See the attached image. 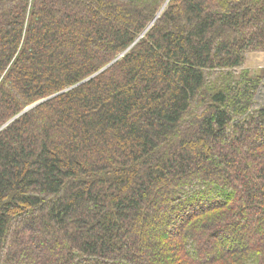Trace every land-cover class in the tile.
<instances>
[{"label": "trees", "instance_id": "1", "mask_svg": "<svg viewBox=\"0 0 264 264\" xmlns=\"http://www.w3.org/2000/svg\"><path fill=\"white\" fill-rule=\"evenodd\" d=\"M258 50L264 0H0V264H264Z\"/></svg>", "mask_w": 264, "mask_h": 264}, {"label": "rangeland", "instance_id": "2", "mask_svg": "<svg viewBox=\"0 0 264 264\" xmlns=\"http://www.w3.org/2000/svg\"><path fill=\"white\" fill-rule=\"evenodd\" d=\"M243 68L250 70L253 74H264V51L258 50L248 52Z\"/></svg>", "mask_w": 264, "mask_h": 264}, {"label": "water", "instance_id": "3", "mask_svg": "<svg viewBox=\"0 0 264 264\" xmlns=\"http://www.w3.org/2000/svg\"><path fill=\"white\" fill-rule=\"evenodd\" d=\"M40 102H42V101H40ZM40 102H37V103L32 104L31 106L27 107V108L22 112V114L25 113V112H27V111H29V110H31V109H33V108H34L36 105H38Z\"/></svg>", "mask_w": 264, "mask_h": 264}]
</instances>
